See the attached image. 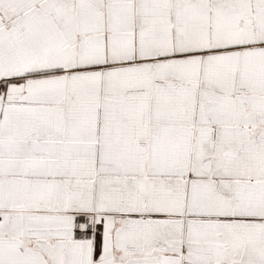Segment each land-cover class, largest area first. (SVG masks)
<instances>
[{
	"label": "snow or ice",
	"instance_id": "1",
	"mask_svg": "<svg viewBox=\"0 0 264 264\" xmlns=\"http://www.w3.org/2000/svg\"><path fill=\"white\" fill-rule=\"evenodd\" d=\"M0 264H264V0H0Z\"/></svg>",
	"mask_w": 264,
	"mask_h": 264
}]
</instances>
